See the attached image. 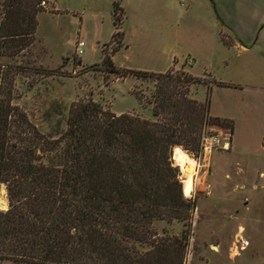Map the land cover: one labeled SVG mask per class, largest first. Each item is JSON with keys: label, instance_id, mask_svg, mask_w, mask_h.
Masks as SVG:
<instances>
[{"label": "trees", "instance_id": "trees-1", "mask_svg": "<svg viewBox=\"0 0 264 264\" xmlns=\"http://www.w3.org/2000/svg\"><path fill=\"white\" fill-rule=\"evenodd\" d=\"M122 14L114 1L112 38L121 34ZM21 35L8 30L0 40ZM102 63L108 73L152 81L151 120L77 101L62 131L42 134L12 103L16 67L0 63V187L7 200L0 263L183 264L185 239L154 227L158 221L186 226L195 206L183 195L172 148L197 155L207 122L229 133L232 122L208 116V88L203 103L191 97L198 77L123 71L108 55Z\"/></svg>", "mask_w": 264, "mask_h": 264}, {"label": "rangeland", "instance_id": "rangeland-1", "mask_svg": "<svg viewBox=\"0 0 264 264\" xmlns=\"http://www.w3.org/2000/svg\"><path fill=\"white\" fill-rule=\"evenodd\" d=\"M44 1L41 6L40 0H0V34L22 33L11 41L0 40L5 54L0 63L16 67L12 103L45 135L64 129L67 110L77 101L92 100L115 115L132 113L152 119L146 104L152 81L126 72L123 77L108 73L102 63L106 55L123 71L188 73V69L198 78L204 72L200 63L204 60L211 61L206 71L215 76L220 60L234 64L247 57L225 45L218 32L208 26L203 29L186 15L187 0ZM114 1L124 9L121 34L112 38ZM249 16L263 19L260 12ZM77 40L84 42L78 56L74 53ZM200 79L202 83L191 86L190 95L203 103L207 84L213 80L209 75ZM251 116L236 123V150L214 148L207 167L196 168L189 191L186 177L171 157L183 195L195 206L186 226L158 221L154 227L185 239L183 264H264V182L252 181L264 174L263 108L256 104ZM203 129L212 134L229 131L209 122ZM184 151L194 161L199 159V153ZM1 188L6 200L5 187Z\"/></svg>", "mask_w": 264, "mask_h": 264}, {"label": "crops", "instance_id": "crops-1", "mask_svg": "<svg viewBox=\"0 0 264 264\" xmlns=\"http://www.w3.org/2000/svg\"><path fill=\"white\" fill-rule=\"evenodd\" d=\"M187 1L186 15L202 24L203 29L206 30L208 26L213 29V32H218L228 47L235 48L247 55L245 59L234 64L225 62L223 59L220 60V71L214 73L215 76H211L206 71L207 66L211 65V61L200 62L204 70L202 76L209 75L213 80L207 84L209 89L208 116L232 122V130L229 133V151H234L237 148L234 139L236 123L240 119H244L246 122L252 118L251 115L256 104L264 110V0ZM119 7L124 9L120 3ZM52 10L55 11L54 7ZM258 12L263 17L261 21L250 18V13L253 15ZM232 33L240 36L243 40L236 41L231 36ZM187 72L190 74L188 69ZM214 82H220L223 85H217ZM204 88L206 87L204 86ZM260 125L264 132V122ZM202 174L203 172H201V176ZM252 181L263 183L264 174L257 176ZM254 187L256 188V186ZM243 242L246 241L243 240Z\"/></svg>", "mask_w": 264, "mask_h": 264}, {"label": "built area", "instance_id": "built-area-1", "mask_svg": "<svg viewBox=\"0 0 264 264\" xmlns=\"http://www.w3.org/2000/svg\"><path fill=\"white\" fill-rule=\"evenodd\" d=\"M40 5L44 6L45 1H40ZM84 47V42L82 40H77L74 43V53L75 55H80L82 53V48ZM199 159L196 162V168L207 167L209 156L214 148H219L221 151H227L230 148V134L228 131H220L218 134L209 133L206 129H203L199 139ZM195 168V170H196ZM206 187V184L204 185ZM196 186H194V189ZM204 187V189H205ZM194 189L192 191H194Z\"/></svg>", "mask_w": 264, "mask_h": 264}, {"label": "bare ground", "instance_id": "bare-ground-1", "mask_svg": "<svg viewBox=\"0 0 264 264\" xmlns=\"http://www.w3.org/2000/svg\"><path fill=\"white\" fill-rule=\"evenodd\" d=\"M171 157L175 162V165L180 168V172L183 177H186V185L187 191L190 190V184L192 182V176L195 172L196 162L192 157H190L184 150L179 148L178 146H174L171 151ZM1 197H0V206L2 208L6 207V200L3 197L4 190L1 188L0 190ZM245 242H242V248L245 246ZM234 250V249H233ZM232 250V251H233ZM237 251H234L233 255H236Z\"/></svg>", "mask_w": 264, "mask_h": 264}, {"label": "water", "instance_id": "water-1", "mask_svg": "<svg viewBox=\"0 0 264 264\" xmlns=\"http://www.w3.org/2000/svg\"><path fill=\"white\" fill-rule=\"evenodd\" d=\"M7 209V205H6V208H5V210Z\"/></svg>", "mask_w": 264, "mask_h": 264}]
</instances>
